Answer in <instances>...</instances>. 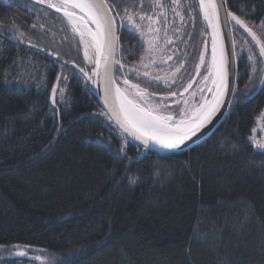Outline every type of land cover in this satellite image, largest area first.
I'll use <instances>...</instances> for the list:
<instances>
[{"label":"trees","instance_id":"16d2710c","mask_svg":"<svg viewBox=\"0 0 264 264\" xmlns=\"http://www.w3.org/2000/svg\"><path fill=\"white\" fill-rule=\"evenodd\" d=\"M191 2L195 20L185 12L188 23L180 39L171 25L174 21L179 27L180 20L168 13V37L174 43L166 45L165 60L173 51L183 59L187 51L194 65L205 46L210 58V35H202L206 25L198 0ZM228 3L237 14L242 7L255 9L249 19L256 25L264 20V0ZM42 8L46 6L35 0H0V244L30 246L28 258H6L0 264L39 263L33 258L40 250L53 264H264V151L254 149L249 140L264 109V89L258 88L246 102L232 104L216 130L186 151L155 153L142 146L138 149L132 142L127 152L135 159H113L105 150L106 141L96 140L101 132L109 135L106 118L84 119L81 115L103 111L97 95L89 96L83 81L69 82L72 103L62 115V132L54 127L60 118L45 115L51 106V84L60 71L53 64L56 57L48 52L64 54L72 49L73 58L79 37L73 39L70 27L57 18L62 13L45 18ZM144 8L152 11L148 0ZM13 18L37 47L27 40L12 39L7 29ZM244 37L247 33L239 29L236 50L243 74L238 78L241 93L252 70L248 46L240 48ZM137 40L138 35L123 33L122 45L131 46L135 55L124 54L122 60L128 66L136 65L143 81L148 78L142 75L145 69L140 57L148 45L141 47ZM164 41L162 29L160 42ZM252 46L259 57L254 42ZM156 58L158 63L147 70L170 78L168 66L176 65V56L166 64L160 62L159 54ZM78 62H83L82 48ZM191 74L195 75L194 66ZM17 78L23 79L24 87L12 82ZM132 82L138 81L133 78ZM188 82L186 78L183 87ZM89 87L93 88L91 83ZM160 89H148L155 91L149 97L154 103L167 96L162 81ZM191 91L183 95L190 97ZM177 99L179 95L167 96L168 107H176ZM119 143L113 140L114 149ZM157 169L163 174L156 175ZM132 179L139 183L130 184ZM0 256L8 257V253L0 252Z\"/></svg>","mask_w":264,"mask_h":264},{"label":"snow or ice","instance_id":"6c2138e0","mask_svg":"<svg viewBox=\"0 0 264 264\" xmlns=\"http://www.w3.org/2000/svg\"><path fill=\"white\" fill-rule=\"evenodd\" d=\"M35 3L46 6L41 9L45 18L62 13V17L57 16V18L62 19L66 26L70 27L73 39L79 37V41L75 44L76 56L73 58H70L72 49L64 54L59 51L48 52V55L56 57L53 64L58 65L60 71L51 84V106L45 115H50L54 119L60 118V123L54 125L56 132L60 133L64 128L62 122L64 110L71 107L72 103L68 93L69 82L83 81L89 96L99 95L102 91L103 111L81 115L84 119L94 115L106 118L107 123L104 126L107 127L109 135L105 137L101 132L96 140L101 144L106 141L105 150L112 154L113 159H135L129 157L127 152L132 141L139 142L138 149L143 146L145 150L153 151L152 145H156L169 152H176L186 141L201 133L221 111L222 106L232 105L237 101L246 102L256 94L258 88L264 89V74L257 77L258 72H264V69L259 67L261 63L259 58H264V20L256 25L249 19L255 9L245 11L242 7L237 14L231 11L228 0H219V3L217 0H198L199 13L206 25L202 35L206 36L210 31L211 53L209 58L205 46V50L199 53L198 62L193 65L191 63L193 57L187 51L184 52L183 59L175 51L167 55L166 60L164 59L166 45L174 43L168 37L170 26L168 13L171 12L174 18L178 17L180 20L179 27H175L174 21L171 22L173 34L180 39L188 23L185 12L193 23L195 20V10L191 0H170V4L166 0H148L152 9L150 13L145 11L144 0H139V4L137 0H35ZM49 9L54 10V13L49 12ZM221 12L226 17L223 26L220 19ZM32 27L36 28L37 25L34 23ZM39 27L43 28L44 25L41 24ZM222 27H227L232 34L231 50L226 47L229 35L222 32ZM162 29L165 37L163 44L160 42ZM239 29H243L247 37L251 38L249 41L244 37L243 44L240 45L241 49L248 46V60L252 63V72L247 73L248 80L242 93L238 88L240 72L235 65V60L240 55L236 50L238 44L236 33ZM7 30L13 33L12 39L18 43L27 40L31 47H37L31 42V37L26 36L25 32L15 24V18L10 22ZM125 31L133 36L138 35L139 46L143 47L145 43L148 45L145 48V55L140 57V64L145 69L142 75L148 78L147 80H141V72L136 65L128 66L122 60L124 54L135 55V50L131 46H124L121 43ZM253 42L259 49V57L255 55ZM81 48L83 62H78ZM0 51H3L2 45ZM157 54L160 62L165 64L176 56V65L168 66L172 72L170 78H162L159 74L151 75L147 70L158 63ZM146 59L149 60L147 64L144 63ZM12 64L15 66L16 60H13ZM193 66L195 75L191 74ZM126 67L127 72L124 71ZM120 73H123V76L119 75ZM133 73L135 77L132 76ZM133 78L138 82L133 83ZM186 78L189 82L187 87H183ZM42 79L46 88L47 78ZM4 80L6 83L9 82L8 74H5ZM161 81L167 96H180V99L175 101L176 107H168L167 96L155 103L149 99L150 96L155 95V91L149 92L148 89L155 87L157 91L162 90ZM12 82L21 87L25 86L22 78L14 79ZM89 83L96 86L95 91L89 87ZM39 86L37 84V87ZM180 87H183V92L179 91ZM189 89H192L190 97H185L183 93H188ZM133 91L135 95L132 94ZM258 122L264 126V113L260 114ZM256 132L257 129H253V133ZM114 139L120 141L119 147L115 149ZM249 140L254 149L264 151V142L255 140L254 135L250 136ZM138 155L143 156V153L138 151ZM127 173L128 169L125 168V178ZM155 174L163 173L157 169ZM114 175H119V172H114ZM129 183L136 185L139 181L132 179ZM96 243L100 244L101 241ZM29 248L30 246H24L21 249L19 244L10 246L0 244V252L8 253V257L0 256V261L12 257L28 258ZM33 259L34 262L40 261V264H53L52 260H45L44 250H40V254Z\"/></svg>","mask_w":264,"mask_h":264},{"label":"water","instance_id":"95a60500","mask_svg":"<svg viewBox=\"0 0 264 264\" xmlns=\"http://www.w3.org/2000/svg\"><path fill=\"white\" fill-rule=\"evenodd\" d=\"M217 3H219V0H217ZM220 19H221V23H222V26H223V22L226 19V17H225L223 12H221V14H220ZM222 32L223 33H228L229 40H228V44H227L226 47H227L228 50H231V36H232V34H231V32L229 31V29L227 27H222ZM209 35H210V31H209ZM210 42H211V36H210ZM258 51H259V49H258ZM51 57H53V56H51ZM262 62H263V69H264V58H262ZM235 65H236V67H238L237 58L235 60ZM92 86H93V90L95 91L96 90V86L95 85H92ZM102 95H103V93L101 91L99 93V95H97V97H98V100L101 102V104L103 106ZM50 101H51V96H50ZM230 106L231 105L222 106L221 111L217 113V115L213 118V121L210 124H208L206 126V128L201 131V133H198L196 137H193L190 141H186L184 145H181L178 151L169 152V150H167V149H163V148H160L159 146L152 145V148L154 149L152 152H155V153L158 152V153H162V154L177 155L178 153L186 151V150H188V148L199 144V142H202L203 140L208 138L210 136V134H212L216 130V128L220 125V123H222L226 119L225 117L228 115V113L230 111V108H231ZM132 142H134L136 144H139V142H137V141H132Z\"/></svg>","mask_w":264,"mask_h":264},{"label":"rangeland","instance_id":"374dc122","mask_svg":"<svg viewBox=\"0 0 264 264\" xmlns=\"http://www.w3.org/2000/svg\"><path fill=\"white\" fill-rule=\"evenodd\" d=\"M251 72H252V70L250 69V73ZM261 113H264V109ZM260 114L258 116H260ZM253 129H257V132L255 134L252 132V136L254 135L255 140L260 141V142H264V126H262L258 122V118L256 119V123H255V126L253 127ZM29 264H40V261H39V263H29Z\"/></svg>","mask_w":264,"mask_h":264},{"label":"flooded vegetation","instance_id":"af4514ba","mask_svg":"<svg viewBox=\"0 0 264 264\" xmlns=\"http://www.w3.org/2000/svg\"><path fill=\"white\" fill-rule=\"evenodd\" d=\"M238 63V62H237ZM238 70H239V72L241 71V73H242V70H241V67H240V63H238ZM241 73H240V77H242V75H241ZM240 80H241V78H240ZM238 83H239V79H238ZM238 87H239V85H238ZM241 87H243V88H241L243 91H244V86H241ZM257 91L258 90H256V93H257Z\"/></svg>","mask_w":264,"mask_h":264}]
</instances>
